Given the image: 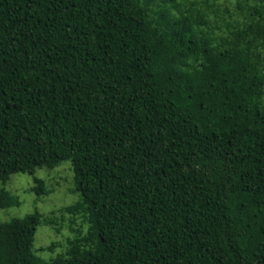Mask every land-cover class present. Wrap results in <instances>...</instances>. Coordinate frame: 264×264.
Listing matches in <instances>:
<instances>
[{
	"label": "trees",
	"instance_id": "1",
	"mask_svg": "<svg viewBox=\"0 0 264 264\" xmlns=\"http://www.w3.org/2000/svg\"><path fill=\"white\" fill-rule=\"evenodd\" d=\"M64 161L87 230L0 264H264V0H0V211Z\"/></svg>",
	"mask_w": 264,
	"mask_h": 264
},
{
	"label": "rangeland",
	"instance_id": "2",
	"mask_svg": "<svg viewBox=\"0 0 264 264\" xmlns=\"http://www.w3.org/2000/svg\"><path fill=\"white\" fill-rule=\"evenodd\" d=\"M34 177L42 180L48 191V194L40 199L29 192ZM5 189L17 196L22 204L18 208L1 210V222L11 218H22L33 211H38L44 216L55 213V225L40 226L37 229L33 251L40 258L50 260L63 253L67 239L73 237L74 230L81 232L87 230V224L81 216L58 212L60 208L74 204L79 199L78 194L73 192V173L69 161L61 162L53 170L39 169L33 177L26 174L13 175ZM51 245L53 250H46Z\"/></svg>",
	"mask_w": 264,
	"mask_h": 264
}]
</instances>
